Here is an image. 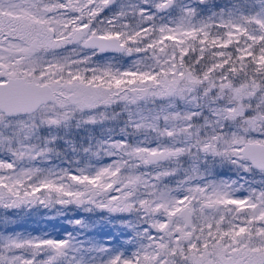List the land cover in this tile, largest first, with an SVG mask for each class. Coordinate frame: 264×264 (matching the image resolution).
I'll return each instance as SVG.
<instances>
[{"label": "snow or ice", "instance_id": "1", "mask_svg": "<svg viewBox=\"0 0 264 264\" xmlns=\"http://www.w3.org/2000/svg\"><path fill=\"white\" fill-rule=\"evenodd\" d=\"M115 3L116 0H0V150L12 157L0 160V206H19L29 196L35 202L39 199L35 192L52 186L48 177L43 183H33L32 177L40 169L16 170L17 161L35 160L54 151L48 145L58 137L42 136L41 129L64 127L77 113H88L77 126L103 123L108 119L106 110L121 103L123 108L112 118L127 112V123L132 124L130 105L160 100L159 110L152 114L148 109L149 115L140 114L141 122L135 127L160 130L159 121L163 119L171 125L160 130L172 141L169 145L146 149L132 147L127 140L105 141L110 148L134 156L144 165L158 161L176 164L152 175L156 183L143 198L132 199L135 185L145 182L143 176H121L122 161H114L94 175L79 170L78 177L64 171V176L85 188L98 181L100 191L111 188V199L106 195L97 206L133 214L139 221L134 230L146 243L139 244L131 256L118 253L102 264H264V187L249 190L245 197L235 196L239 191L231 187L235 181L197 182L183 189L160 187L164 177L175 175L183 167L181 158L185 156L192 160L193 175L179 184L202 179L198 171L202 156L264 175V0L252 15L234 17L229 11V19L223 20L222 9L213 14L221 17L216 24L212 17L196 21V9L184 6L170 23L156 25L155 14L140 7L151 3L161 12L176 7L177 0H139L127 5V10L121 3L119 10L105 20L112 24L129 14L139 17L140 24L147 26L131 34L96 27L105 23L98 20L101 13ZM212 27L217 29L215 38L207 31ZM181 37H191L193 43L187 50L181 47L177 52L175 46L184 43ZM170 43L171 55L161 61L157 51L165 52ZM70 44L91 49L93 55H131L152 50L150 58L155 67L123 72H113L110 66L73 70L74 65L90 63L91 57L70 60L56 54ZM71 51L76 53L75 48ZM134 63L139 65L141 61ZM176 100L190 104L191 109H179ZM169 108L177 110L168 112ZM198 117H203V123L195 122ZM181 134L185 140L174 139ZM113 176L116 179L108 182ZM63 190V185L57 188ZM173 191L184 194L172 195ZM67 195L73 193L69 191ZM76 195L81 198L75 202L84 203L86 193ZM140 224L148 227L141 229ZM17 249H24L27 256L7 255ZM69 250H73L71 240L20 242L18 235H0V264H71L75 257L66 259ZM43 253L51 254L38 259Z\"/></svg>", "mask_w": 264, "mask_h": 264}, {"label": "rangeland", "instance_id": "2", "mask_svg": "<svg viewBox=\"0 0 264 264\" xmlns=\"http://www.w3.org/2000/svg\"><path fill=\"white\" fill-rule=\"evenodd\" d=\"M190 1L193 0H177V6L173 7L172 9L169 10H165V12L162 13H158L157 11H155V9L151 6V3H149L148 5H145L146 8L149 9V11L151 13L155 14V21L158 20L161 23H170L173 19H175L180 12V8L184 7V6H188V3ZM243 1V10L241 11V14L243 15H252L255 12L259 11L261 8V3L260 0H242ZM240 14V15H241ZM131 16H133L131 18V20H124V22L122 23L123 27L126 25V23H129V25L127 26V28L124 27V29L122 30V26H121V21L122 18L115 20L112 23V27L108 26H101L99 24L96 25V27H100V28H112L114 30L117 31H127L129 32V34H131V32L136 31V29L134 28V26L137 23V21H139V17L134 16L132 14H130ZM129 15V16H130ZM119 23H116V22ZM152 21H149V23H151ZM213 22V21H212ZM207 31L211 32L212 36L215 38L217 36V29L215 28H209L207 29ZM214 32V33H212ZM155 35V34H153ZM158 38V37H157ZM181 39L184 41L183 44H179L176 45V51L179 52V49L181 47L185 48V50H187L188 46L191 45L193 43V40L191 37H181ZM200 45L197 44V47H199ZM73 49V48H72ZM71 49V50H72ZM76 49V48H75ZM77 51V49H76ZM172 52V44H169V47L165 49V52L161 53L159 51H157V54L160 57L161 61H164L167 56L171 55ZM89 55L90 57H92V52H86L85 56ZM133 55V57L131 58V56ZM150 57H152V50H149L147 53L144 52H133L131 55H126L124 53H121L119 55V57L115 58V57H105V58H95L94 60V66L93 67H98L100 69H104L106 67H111V70L113 72H115L117 69H119L121 72L123 71H127V70H132L135 71L137 67H139L141 70L147 71L148 67L147 66H152L155 67V63L154 60L151 59ZM93 58V57H92ZM131 58V59H130ZM141 61V63L139 65L135 64L134 61ZM88 65V64H87ZM92 68V67H91ZM125 79H130V78H125ZM127 87H132V85H127ZM121 95H123V93H121ZM129 95H131V93H129ZM143 102V101H142ZM149 105L143 103V106H138L137 108L134 107V105H130V109L132 112V120L136 123L141 122L140 121V114L142 115H149L148 113V109L152 110V114H155L160 106L162 101L160 100H156L155 104L151 103V101H149ZM174 103L177 105V107L181 110L187 108V109H191V105L187 104L185 102H181L180 100H176L174 101ZM123 108V104H114L112 105L110 108H108L106 110L108 119L104 120L103 123H98L96 125H91L88 129V134H87V138L85 140H89L90 142H84L83 147L79 148V150H75L76 154L71 155V151H69V147L65 144L68 142L67 141V137L69 134L72 133V131L75 132V130H80L78 125L79 121H82V119L84 118V116L81 113H77L76 116L70 120L66 126L61 127V128H57V129H52V133L50 132V135H55L60 139L61 142H63V144H58L57 146L54 145L52 147V145H48V147H51L52 149H54L55 155H57L58 157L60 156L59 159H56L55 162L52 164L53 168L51 167V171L54 173L55 177L53 178V180L57 181L58 183H56V188L61 187V185H63L66 193H65V197L66 199L64 200L63 196H64V190L63 191H57L56 188L53 192L52 188H50V191L54 193L55 197L53 199V204H64V205H69L71 204L73 201H76L75 199H71L69 195H67V192H72L73 194L78 193V192H84L87 189H96L99 190L98 185H99V181L97 182V184H90L87 186V188H85V186L83 184H78L76 180H72L70 177H66L64 176V171L61 172V170H59L58 165H60L59 163L61 162H65V155L70 156V157H74V161H78L79 159L83 158V154L87 153L90 155H94L97 152H100L101 149L99 148L100 145L103 143L105 150H103L102 152H104V154L107 152H113L116 153L115 155H108L109 157H107V160L105 161V166H108L110 164H113L114 161L119 162L120 160V155H125L124 152L116 149V148H110L108 143H105V141H109V142H115V141H120V140H124V138L126 137V132L125 129L128 126V113L127 112H122L121 115L115 119H113V113L114 112H120L121 109ZM111 110V111H108ZM141 110H144L143 112H141ZM176 108H169L167 109L168 112H174L176 111ZM88 114V113H86ZM204 115L207 116L208 112L207 110L204 111ZM76 119V121H75ZM79 120V121H78ZM75 121V126L73 124H71V122ZM179 122H177L178 124ZM198 123H203V117H199L198 118ZM83 124V123H82ZM80 125V123H79ZM152 127V126H151ZM167 127H171L170 124H165L164 120L161 119L159 121V129L163 130L164 128ZM157 130L153 127V131L155 134H161V131ZM42 136H46V134L48 133V128H43L41 129V133ZM91 137H93V140L91 139ZM174 139L177 140H185V137L181 134V135H177L176 137H174ZM150 142V145H144L143 147L140 148H146V149H154L157 148L158 146L163 148L164 146L169 145L172 141L168 138L167 135H162L161 138L157 141V139L150 140V141H146V143ZM160 142V143H159ZM70 145V144H68ZM133 147V146H132ZM135 147V146H134ZM87 149V151H86ZM1 151V150H0ZM6 153L0 154V156H5ZM127 158L130 159L129 161V166L130 168H122L120 175L121 176H127L126 174L129 172H133V176H143V180L145 181L144 183H137L135 185V192L141 190V186H148L150 187V190L146 189L145 193H148L149 191H151V185L156 183V181H154L152 179V175L155 173H158L164 169H168V168H174L176 167L175 163L169 162V161H164L162 163H157V164H148V165H144L140 162L139 159L135 158L134 156L128 155ZM183 161V167L177 171V173L173 176H166L163 178L162 182L160 183V187L163 188L164 185H167L170 189H176L177 187L183 189V188H187L189 187L190 184H195L197 182L199 183H206V182H212V181H220V180H225L228 181L229 183H231V181H235V184H232L231 187L232 189H239V191L235 192V196L237 197H245L249 194V190L251 189H255V190H260L262 187H264V175H261L258 172H246L242 169L237 168L236 166L229 164L227 162H222L219 158H215L213 159L212 157L208 156V157H201V161L199 162V174L201 175L202 179H200L199 181L196 180H191L189 181V183H185V184H179L178 182L180 181H184L186 179L187 176H191L193 175L192 173V160L191 158L185 156L181 158ZM207 161V162H205ZM89 167V166H88ZM115 167V166H114ZM56 168V169H55ZM68 168V172L70 173H75L78 177L80 176V172L79 170H83V173L85 175H94L98 169H102L103 167H96L94 169H89L87 168V170H85L83 167L81 168V166H77L74 165L72 163L71 168ZM74 169V170H73ZM89 169V171H88ZM61 177H63V179H61ZM116 177H109L108 182H111V180H115ZM39 182L40 180H36L35 183ZM6 183V182H5ZM117 183L119 184L120 181L117 180ZM124 185L127 186L128 181L124 180L123 181ZM66 187V188H65ZM31 188H28V191H31ZM20 191L22 192L23 189H20ZM50 192V193H51ZM112 189L111 188H105L103 190V192L95 197H91L90 194H86V197L84 198V203H79V206L83 207V209H88L91 210L92 212H105V213H110V214H116L117 216H119V222L118 225L119 226H124L125 224V219L122 217L123 214L127 213V212H112L109 211L107 207H98L97 205L101 202L104 201L106 198V195L108 196V199H111V194ZM183 191L180 192H176L173 191L172 195H183ZM35 196L39 197V199L35 200V202H33V199L31 196L27 197L26 203H21L19 206H12V207H3L0 206V235H4V236H8V235H16V230L13 229L15 227V222L17 221V217L15 216L17 211L21 210L22 208L25 207H30L35 209V211L40 210L42 207L39 206V202H40V196L38 194V192L34 193ZM78 199L81 198L79 196H77ZM6 201H7V196L5 197ZM12 199H15V197H13ZM132 199H134L132 197ZM95 201V202H93ZM66 202V203H65ZM76 202L73 203V205H75ZM52 204V205H53ZM66 205V206H67ZM72 205V207H73ZM39 217V216H38ZM41 217V216H40ZM98 220V219H96ZM92 221V222H91ZM93 218L90 220V225L93 224ZM99 222V221H98ZM88 223L87 219L84 220L82 225H86ZM9 228H11V230L9 231ZM94 229V228H92ZM44 232L47 233V231L45 230ZM121 231L117 230V233H120ZM68 235L66 234H62L60 236H53L52 240H66V237ZM112 236V235H111ZM111 236L106 235L105 238H103L102 240L97 241L96 246L100 245V246H105L106 242L108 243ZM84 240L79 241L80 242V247L82 249L85 250L84 248V244L83 242ZM21 242V241H20ZM73 244V243H72ZM141 244V243H139ZM74 245V244H73ZM74 247V246H73ZM93 247L92 249L93 252L91 254H88L89 252H87V250L83 251L82 254L85 253V256H82L80 259H77V251L72 252L71 250L68 251L67 254V258L71 260V258L75 257V260H71V264H77V260H80L81 264H102L103 261L108 260L109 258L107 257H103L101 254V251H99L98 247ZM138 247V245H137ZM125 244L124 243H119V247L116 249V253H122L124 256H131L133 251H129L128 249H125ZM102 249V248H101ZM137 249V248H136ZM90 250V251H91ZM30 251V249H29ZM25 256L27 255V252L24 249H17L16 252L14 253H10V255H21L24 254ZM71 253H73L72 255H76V256H69ZM51 253H47V256L50 255ZM114 254V255H115ZM43 255V254H42ZM41 255V256H42ZM38 257L39 258H41Z\"/></svg>", "mask_w": 264, "mask_h": 264}, {"label": "trees", "instance_id": "3", "mask_svg": "<svg viewBox=\"0 0 264 264\" xmlns=\"http://www.w3.org/2000/svg\"><path fill=\"white\" fill-rule=\"evenodd\" d=\"M188 7H192L196 9V21H199L200 19L207 20L208 17H212L213 24L220 23L221 17L219 15L213 16L214 13H219L222 9L225 10V15L223 16V20H228V12L231 11L234 17H238L241 14V11L243 10V1L242 0H206L205 3H200L199 0H193L188 3ZM130 15V14H129ZM125 16L122 18L121 24L124 22V20H131L133 16ZM138 24L134 26L136 30H138L139 27L147 26V25H141L139 21H137ZM149 23V22H148ZM152 23V22H151ZM156 25H160V22L158 20L155 21ZM128 26L129 23H126ZM215 28V27H212ZM220 31H223L221 29ZM214 33V32H212ZM147 41L144 42L146 44ZM144 44L139 45L140 47H143ZM137 45H133V47H136ZM113 57L117 58L119 55H113ZM133 55L131 56V58ZM130 58V59H131ZM88 75H91V73H88ZM143 103L141 102L139 105H134L135 108L138 106H143ZM150 102H147L145 104L149 105ZM111 111V110H108ZM108 113V112H107ZM110 114V113H108ZM88 114L84 113L83 116L86 117ZM199 118V117H198ZM198 118H195V122L198 123ZM76 121V119H75ZM75 121L71 122L74 126ZM79 121V120H78ZM135 123L129 124L127 128L125 129L126 137L124 140H127L129 145L135 146V147H143L144 145L149 146L150 142L146 143V141H150L154 139H157V141L161 138V134H155L153 131V127L151 126H145L137 129L135 127ZM140 123V122H139ZM91 125L88 124H82L78 126L80 130L72 131L71 134L68 135L67 141L68 143H65L71 151V155L76 154L75 150H79V148L83 147L84 142H90L89 140H85L88 136L89 127ZM50 132L52 133V129H48V133L46 136L50 135ZM93 140V137H91ZM160 143V142H159ZM63 144V142L60 141V139H56L54 143H52V147L54 145ZM70 144V145H68ZM101 149L100 152L95 153L94 155L90 154H83V158L79 159L78 161H74V157H70L65 155V162L59 163L58 165L59 170L68 171V168H71L72 163L77 166L83 167L85 170L87 168L94 169L96 167H103L105 165V161L107 160L108 154L107 152L104 154L102 152L105 150L104 144L102 143L99 147ZM6 153L5 156H0V160H11L12 157L9 155L8 152L1 150L0 154ZM55 153L50 152L46 156L38 157L35 160L30 159H24L17 161V171L21 169H40L39 172H36L35 175L32 177L33 183H35L36 180H40V183L44 182L45 177H48V181L51 182L52 186L47 188H41L38 192L40 196V202L39 206L42 208L38 211H35V209L30 207L22 208L21 210L17 211L16 217L17 221L15 222V227L13 229L16 230V235H18V240L21 242H26L29 240H36V239H42V240H52V237L57 235L60 236L62 234L68 235L66 237V240H71V242L74 244L72 252H76L74 249H79L81 240L85 241L83 242L85 250L89 252L88 254H91L93 252L92 246L95 247L97 241L102 240L105 238L106 235H112L109 242L105 244V246H96L99 249H107V251H101V254L103 257L110 258L113 256L116 252V249L119 247V243L125 244V249H128L129 251H135L137 248V245L139 243H146V241L140 240L136 236V231L134 230L135 225L139 223L137 221L136 216L130 213H125L122 215V217L125 219L124 226L118 225L119 216L116 214H108L105 212H92L88 209H83V207L79 206V203H73L69 205L62 204H53V199L56 198L54 195V190L56 188V183H58L56 180L54 181L53 178L55 175L48 176L49 172L51 171V167L53 168L52 164L55 162L56 159H59L57 155L53 156ZM128 155H120L119 162L122 161V163L119 164L120 169L122 168H130L129 161L130 159L127 158ZM89 166V167H88ZM55 168V169H56ZM88 169V171H89ZM74 170V169H73ZM53 173V172H52ZM64 174V173H63ZM134 175L133 172H129L126 174ZM125 176V175H124ZM7 183V181H5ZM100 183V181H99ZM64 187V186H63ZM30 188V187H29ZM50 188H52L53 192L50 191ZM66 188V187H65ZM141 190L135 192V198H143L147 193H145L146 189L150 190V187L148 186H141ZM57 190V188H56ZM51 192V193H50ZM64 200L65 197V189H64ZM71 199H78L76 193L70 196ZM66 203V202H65ZM53 204V205H52ZM73 205V207H72ZM143 213H140L142 215ZM39 216V217H38ZM41 216V217H40ZM93 218V224L90 225V220ZM87 219L88 223L86 225H82L84 220ZM98 219V220H96ZM77 221H80V223H76ZM99 221V222H98ZM92 222V221H91ZM131 225V226H130ZM147 224H140V228L144 229L147 228ZM94 228V229H92ZM11 228H9V231ZM47 231L44 232V231ZM118 231H121L120 233H117ZM12 235V234H11ZM95 247V248H96ZM91 250V251H90ZM71 253L69 256L73 257L76 255H72ZM8 256H11L10 253L7 254ZM25 255V253L23 254ZM27 256V255H26ZM82 256H85V253L82 254L81 251H77V259H80ZM47 258V253H43L41 258L39 259H45ZM80 261V260H77Z\"/></svg>", "mask_w": 264, "mask_h": 264}, {"label": "flooded vegetation", "instance_id": "4", "mask_svg": "<svg viewBox=\"0 0 264 264\" xmlns=\"http://www.w3.org/2000/svg\"><path fill=\"white\" fill-rule=\"evenodd\" d=\"M121 3L126 5V10H127V5L134 4V3H139V0H116L115 4H113L109 8H106L101 13L100 17H98V20H105L106 18H110L115 12H117L119 10V6H120ZM140 7H145V5L141 4ZM155 11H156V9H155ZM162 12H165V11H161V12H158V13H162ZM116 23H119V22L117 21ZM99 25H101L102 27L103 26H105V27L111 26L112 27V24H108L107 20H105L104 24H99ZM122 25L123 24H121V26ZM123 29H124V27L122 26V30ZM72 48H76L77 49L76 53H73L71 51ZM86 52H92V50L88 49V48H79L75 44H70L66 48L57 50L56 54L60 55V56H68L70 58V60H71V59L78 58V56H81V57L85 56ZM120 54L121 53H113V52L96 53L95 55L92 54L93 58L91 57V62L88 63V65H84V64L74 65L73 66V70H76L78 68L79 70L83 71V69H85V68L93 67L95 65L93 63L95 58L113 57V55H120Z\"/></svg>", "mask_w": 264, "mask_h": 264}, {"label": "water", "instance_id": "5", "mask_svg": "<svg viewBox=\"0 0 264 264\" xmlns=\"http://www.w3.org/2000/svg\"><path fill=\"white\" fill-rule=\"evenodd\" d=\"M113 53H121V52H113ZM21 102H24L23 100ZM164 161H158L156 163H151V164H157V163H162ZM103 191L100 190H96V189H91V191H89V189L85 190L86 194H90L91 197H95L98 196L102 193Z\"/></svg>", "mask_w": 264, "mask_h": 264}]
</instances>
